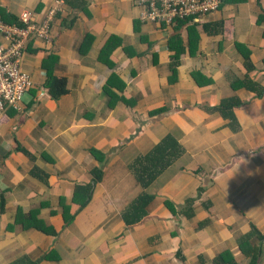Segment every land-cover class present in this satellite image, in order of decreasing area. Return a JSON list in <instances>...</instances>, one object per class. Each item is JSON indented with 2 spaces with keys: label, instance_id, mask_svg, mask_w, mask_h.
Segmentation results:
<instances>
[{
  "label": "crops",
  "instance_id": "0c3cea01",
  "mask_svg": "<svg viewBox=\"0 0 264 264\" xmlns=\"http://www.w3.org/2000/svg\"><path fill=\"white\" fill-rule=\"evenodd\" d=\"M139 1L0 0L9 23L55 10L23 51L32 86L0 116V264H264V93L231 86H264V0L171 23L142 20ZM48 71L65 79L58 97ZM166 135L174 154L144 188L129 164ZM142 192L146 215L128 224Z\"/></svg>",
  "mask_w": 264,
  "mask_h": 264
},
{
  "label": "built area",
  "instance_id": "2783aa9c",
  "mask_svg": "<svg viewBox=\"0 0 264 264\" xmlns=\"http://www.w3.org/2000/svg\"><path fill=\"white\" fill-rule=\"evenodd\" d=\"M145 7L142 20L175 22L178 19L203 16L217 11L222 0H140ZM55 10L45 20L36 21L23 12L18 23L0 19V116L7 110H19L32 79L22 67L24 48L31 38L47 39L49 22Z\"/></svg>",
  "mask_w": 264,
  "mask_h": 264
},
{
  "label": "trees",
  "instance_id": "16d2710c",
  "mask_svg": "<svg viewBox=\"0 0 264 264\" xmlns=\"http://www.w3.org/2000/svg\"><path fill=\"white\" fill-rule=\"evenodd\" d=\"M225 2V0H224ZM194 18V17H190ZM0 19L3 20L2 17ZM187 18L178 19L176 20H185ZM238 49L241 51L243 58H244V65L246 66L247 70L252 69V65H250V51L249 49L243 46L237 45ZM51 72V71H50ZM49 71L47 72V80L45 86L48 88V91L51 96L58 97L59 95L66 92V82L65 79L57 78L53 76ZM246 78V79H245ZM242 79L241 82H231V86L234 89L239 87H245L253 92L256 95L261 96L264 93V86L258 82L253 81L252 79L245 77ZM241 100L237 97H230L224 98L221 100L218 108L223 111L224 108L233 107L235 105H239ZM176 142L171 135L164 136L160 142L146 155H139L137 156L130 164L129 167L134 173L137 180L140 182L142 187H147L166 167L168 166L170 159L174 152L170 149V141ZM92 154L96 158H100L102 153L100 151L91 149ZM91 181L86 184H77L75 186L74 196L72 201L79 203L80 207L85 206L91 199L92 192L94 189L95 184L101 179L102 171L95 167L91 170ZM153 196L149 193L142 192L138 195L136 199H134L122 212V216L124 221L128 224H132L138 222L144 215H146V206L151 201ZM4 198L3 196L0 197V210H3ZM33 213V211H31ZM68 215L66 210V215L64 211V217ZM67 217H72L70 214ZM67 217L65 218L66 222H68ZM17 219V217H16ZM24 226H26L24 224ZM11 227V224L8 225ZM253 231H256V228L252 226V230L243 238L246 239L251 235ZM229 255V252L226 253ZM225 257V255H221L217 260L216 264L221 263V258ZM220 259V260H219ZM256 259L252 260L250 264H256Z\"/></svg>",
  "mask_w": 264,
  "mask_h": 264
}]
</instances>
